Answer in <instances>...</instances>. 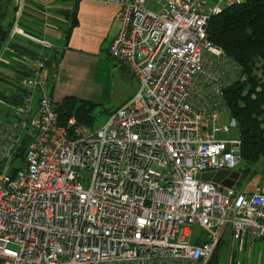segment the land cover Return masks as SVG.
Here are the masks:
<instances>
[{"label":"built area","instance_id":"obj_1","mask_svg":"<svg viewBox=\"0 0 264 264\" xmlns=\"http://www.w3.org/2000/svg\"><path fill=\"white\" fill-rule=\"evenodd\" d=\"M77 1L118 8L108 54L139 86L99 129L60 124L54 46L20 28L17 1L0 49V264H207L225 236L263 239L264 175L248 192L200 179L241 172L240 140L216 134L238 128L219 113L244 76L206 28L244 0Z\"/></svg>","mask_w":264,"mask_h":264},{"label":"trees","instance_id":"obj_2","mask_svg":"<svg viewBox=\"0 0 264 264\" xmlns=\"http://www.w3.org/2000/svg\"><path fill=\"white\" fill-rule=\"evenodd\" d=\"M16 5V0L2 2L0 49L13 24ZM72 11L69 27L62 28L64 42L76 24ZM19 26L30 35L42 37L31 24L19 20ZM206 36L211 44L220 48L225 56L238 66L240 75L244 76V80L232 83L223 93L227 111L238 124L241 142L239 169L244 174V180L248 175L253 177L257 174L253 168L264 157V0H244L241 4L224 8L209 20ZM15 42L18 52L38 53V47L23 39ZM44 55L48 57L49 64L54 66L52 70L56 69L60 58L58 50L54 47L44 50ZM1 82L0 80V85ZM100 106L102 105L90 101L65 97L56 104L55 110L60 124H64L69 117H75L78 124L91 127L95 119L94 111ZM217 248L207 264H213ZM231 264H236L235 258Z\"/></svg>","mask_w":264,"mask_h":264},{"label":"crops","instance_id":"obj_3","mask_svg":"<svg viewBox=\"0 0 264 264\" xmlns=\"http://www.w3.org/2000/svg\"><path fill=\"white\" fill-rule=\"evenodd\" d=\"M23 3L20 21L24 18L60 53L57 68L51 70L55 75L54 101L59 103L65 97H74L109 105L114 78L124 79L129 73L123 64L111 60L108 54L109 45L119 31V24L114 19L118 8L74 0H23ZM71 11L76 24L64 42L62 28L69 27ZM126 101L105 109L107 116ZM229 241L237 245V250H244L250 244Z\"/></svg>","mask_w":264,"mask_h":264},{"label":"rangeland","instance_id":"obj_4","mask_svg":"<svg viewBox=\"0 0 264 264\" xmlns=\"http://www.w3.org/2000/svg\"><path fill=\"white\" fill-rule=\"evenodd\" d=\"M21 21H25L24 18ZM112 63V62H111ZM138 81L130 73L124 79L114 78V86L112 87L110 93V104L102 105L99 108L97 107L94 111L95 119L92 122L89 129L96 130L103 126L107 120V111L109 107L119 106L122 102L129 99L135 94L138 89ZM108 101V102H109ZM230 114L228 111H222L219 113L220 125H225L229 118ZM217 139L222 140H236L239 139V130L231 129L227 133H218L216 134ZM257 173L255 176H247L244 181L240 184H236V188L243 192L251 191L260 181L261 173L264 172V157L260 162L253 168ZM90 177V173H84V178L87 180ZM202 234V231L194 227L192 229V242H196L199 236ZM248 243V242H247ZM232 256H235L236 264H264V240H256L252 244H248L244 250H237V245L230 242L228 237L225 236L221 239L220 245L217 248V254L213 261V264H231L233 260Z\"/></svg>","mask_w":264,"mask_h":264},{"label":"water","instance_id":"obj_5","mask_svg":"<svg viewBox=\"0 0 264 264\" xmlns=\"http://www.w3.org/2000/svg\"><path fill=\"white\" fill-rule=\"evenodd\" d=\"M3 0H0V10ZM244 178V174L239 171L221 170L215 173H204L201 175V180L211 182L223 188H231L235 184H240Z\"/></svg>","mask_w":264,"mask_h":264},{"label":"bare ground","instance_id":"obj_6","mask_svg":"<svg viewBox=\"0 0 264 264\" xmlns=\"http://www.w3.org/2000/svg\"><path fill=\"white\" fill-rule=\"evenodd\" d=\"M233 187H236V184L233 186ZM223 188V187H222ZM232 188V187H231Z\"/></svg>","mask_w":264,"mask_h":264}]
</instances>
